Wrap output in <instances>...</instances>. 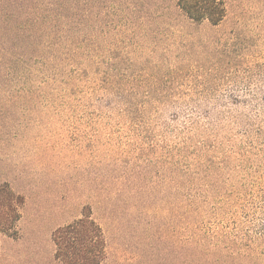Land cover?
Wrapping results in <instances>:
<instances>
[{"label":"rangeland","instance_id":"374dc122","mask_svg":"<svg viewBox=\"0 0 264 264\" xmlns=\"http://www.w3.org/2000/svg\"><path fill=\"white\" fill-rule=\"evenodd\" d=\"M0 0V264H56L92 210L107 264H247L264 233V0ZM255 264V263H248Z\"/></svg>","mask_w":264,"mask_h":264},{"label":"trees","instance_id":"16d2710c","mask_svg":"<svg viewBox=\"0 0 264 264\" xmlns=\"http://www.w3.org/2000/svg\"><path fill=\"white\" fill-rule=\"evenodd\" d=\"M192 23L208 21L217 26L225 17V7L219 0H177L173 6ZM56 264H107L108 241L92 210L52 234ZM228 249L229 258L248 263L264 264V233L258 237L239 236Z\"/></svg>","mask_w":264,"mask_h":264}]
</instances>
